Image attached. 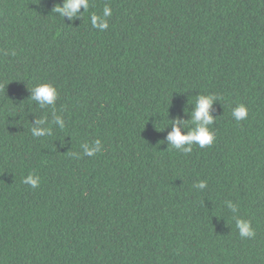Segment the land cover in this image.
<instances>
[{
    "label": "trees",
    "instance_id": "1",
    "mask_svg": "<svg viewBox=\"0 0 264 264\" xmlns=\"http://www.w3.org/2000/svg\"><path fill=\"white\" fill-rule=\"evenodd\" d=\"M58 4L0 0V264H264V0H89L72 21ZM42 83L62 130L30 100ZM198 94L219 97L215 140L184 154L165 128Z\"/></svg>",
    "mask_w": 264,
    "mask_h": 264
},
{
    "label": "clouds",
    "instance_id": "2",
    "mask_svg": "<svg viewBox=\"0 0 264 264\" xmlns=\"http://www.w3.org/2000/svg\"><path fill=\"white\" fill-rule=\"evenodd\" d=\"M81 8L84 12L89 9V0H62V4H58L54 7L53 11L58 13L61 17L72 21L79 19L83 13L80 12ZM111 16V8L105 4L103 8V15H97L95 12L90 14V21L93 28H98L103 31L108 28L107 18ZM15 55V53H12ZM30 100L35 101L40 108L46 106H52V121L51 124L58 125L62 130L65 127V122L60 115L55 112V102L58 98L56 88L48 83H42L35 85L31 90ZM219 97L215 94H198L195 98V104L192 107L189 115L190 119L182 121L180 118L169 121L170 126L165 129L171 128L166 137L168 146L176 151L183 152L184 154H190L192 152L193 145H198L201 149L211 146L215 140V133L211 129L215 123L216 118L211 115L213 104L218 102ZM248 116V109L243 104H238L232 109V117L236 121L246 119ZM193 125L188 127V123ZM49 122L47 118H39L36 120L35 125L31 127V134L33 137H42L52 134L51 126H45ZM164 129V130H165ZM83 154L86 156H93L101 150V141L96 140L94 144L85 143L82 146ZM76 156V153H72ZM24 184L36 188L39 185L40 179L38 176L29 173L22 181ZM207 186L206 181H199L194 184L193 187L198 190H204ZM227 208L233 213L237 211V207L231 201H225ZM236 228L239 231L241 238H252L255 236V231L251 227V221L237 218Z\"/></svg>",
    "mask_w": 264,
    "mask_h": 264
}]
</instances>
